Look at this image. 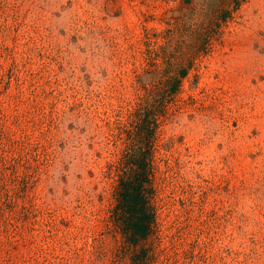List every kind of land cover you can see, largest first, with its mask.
<instances>
[{"label": "rangeland", "instance_id": "1", "mask_svg": "<svg viewBox=\"0 0 264 264\" xmlns=\"http://www.w3.org/2000/svg\"><path fill=\"white\" fill-rule=\"evenodd\" d=\"M184 67L128 245L123 128ZM0 264H264V0H0Z\"/></svg>", "mask_w": 264, "mask_h": 264}, {"label": "trees", "instance_id": "2", "mask_svg": "<svg viewBox=\"0 0 264 264\" xmlns=\"http://www.w3.org/2000/svg\"><path fill=\"white\" fill-rule=\"evenodd\" d=\"M189 67V66H188ZM188 67L169 76L172 86L150 91L137 102L126 133L125 148L117 165L118 183L113 219L128 245L137 246L147 239L155 227L153 149L147 147L156 138L161 117L170 98L176 93Z\"/></svg>", "mask_w": 264, "mask_h": 264}]
</instances>
